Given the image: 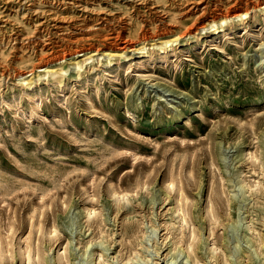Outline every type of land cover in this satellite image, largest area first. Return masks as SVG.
I'll return each instance as SVG.
<instances>
[{"label":"rangeland","instance_id":"rangeland-1","mask_svg":"<svg viewBox=\"0 0 264 264\" xmlns=\"http://www.w3.org/2000/svg\"><path fill=\"white\" fill-rule=\"evenodd\" d=\"M56 1L0 0V242L12 249V258L4 263L20 264L18 242L24 246L30 233L37 235L38 222L48 225L53 212L59 232L46 253L51 257L55 248L56 256L67 242L76 248L72 261L92 264L90 255L82 253L100 238L89 240L91 229L78 212L83 205H93L107 217L109 260L122 264L124 260L115 257L120 226L112 220L116 206L108 188H128L133 193L126 208L134 206L145 214L152 207V217L170 226L176 214L171 198L175 188L167 193L162 180L181 175L192 196L191 208L195 203L202 213L211 175L209 147L231 207L229 217L208 236V246L215 240L230 259L238 260L239 254H247L241 251L245 245L256 251L247 242L250 231L245 227V216L256 202L252 194H244L250 188L242 186L240 177L264 180V166L261 173L257 164L243 159L244 152L259 145L264 163V0H224L223 5L199 0L200 8L192 7L197 0ZM232 1L251 6L248 14L223 22L214 19L233 6ZM102 17L109 18L107 24L101 23ZM68 23L73 28L56 30L55 25ZM224 32L228 35L222 36ZM125 44L127 48L120 49ZM34 99L39 107L30 116ZM250 106L258 110L248 115L245 109ZM191 163L195 181L187 173ZM146 175L148 187L136 188ZM82 184L87 193H81ZM165 194L170 196L161 201ZM151 197L160 202L151 204ZM70 201L74 205L69 206ZM259 202L264 207L263 200ZM6 216L15 222L12 235L4 229ZM29 217L37 223L33 228ZM145 223L144 246H138L143 254L164 232L162 226L154 230ZM260 228L264 232V225ZM201 233L207 236L208 230ZM42 241L49 242L47 237ZM177 251L176 262L184 264L186 256ZM146 258L141 264L155 262Z\"/></svg>","mask_w":264,"mask_h":264},{"label":"bare ground","instance_id":"bare-ground-1","mask_svg":"<svg viewBox=\"0 0 264 264\" xmlns=\"http://www.w3.org/2000/svg\"><path fill=\"white\" fill-rule=\"evenodd\" d=\"M58 1H56V2H58ZM198 1L199 0H197V2H194V4L192 3L193 4L192 7H194V8L196 7L197 8V7H199L202 4L201 2H198ZM214 1H217V3L219 2V3H221L223 5L222 1H224V0H214ZM233 1L236 2V0H233ZM233 1H232V3H233ZM245 1H246V3H249L248 0H244V2ZM33 2H34V0H33ZM129 3H131V2H129ZM144 3H146V2H144ZM140 4H142V3H140ZM32 5H34V4H32ZM67 5H68V3H67ZM64 6H63V8H64ZM215 6H217V5H215ZM205 7H206V4L205 5L203 4L201 9L203 10V8H205ZM249 7H251V6H249L248 4H246L245 6H241V5H236V3L234 5V3H233V6H230L225 13H222V11L221 12H217L215 14V16H213V17H214V19L218 18L220 21L223 22V20H225L227 18L241 17L243 15L248 14V8ZM60 8H62V7H60ZM60 8H59V10H60ZM135 8H136V6H135ZM148 8H150V7H148ZM218 8L219 7H217V9ZM48 9H50V8H48ZM214 9H216V8H214ZM50 10H49L48 13H50ZM150 10H152V9L150 8ZM257 11H258V9H257ZM252 12H253V10H252ZM253 15H255V13ZM262 15L264 17V14H262ZM113 16H115V15H113ZM113 16H111V17H113ZM158 16H159V14H158ZM255 16H257V15H255ZM120 17H117L118 20L122 18V17L121 18ZM95 18H96V16H95ZM117 18H114V19L117 20ZM71 19H74V18H71ZM71 19H68V20H71ZM108 19L106 17H102L101 18V23L104 22V24H105L106 21H108ZM214 19H213V22H214ZM145 20H147V19H145ZM82 21H84V20H82ZM111 21H113V19H111ZM161 21H162V19H161ZM41 22H42V20H41ZM63 24L55 25L56 30L57 31L59 30V32H61V31L65 30L66 26H69V27L71 26V25H69V23L66 24V25H63ZM109 24H110V22H109ZM155 24H156L155 26H157V23H155ZM39 26H40V24H39ZM53 26L51 25V27H53ZM13 27H15V26H13ZM71 27L73 28V26H71ZM85 27H88V25H85ZM232 27H233L232 25L229 26V28H231V29H232ZM38 31L40 32L39 29H38ZM47 31H48V29H47ZM77 31H79V30H77ZM46 32H45V34H46ZM31 33H33V31ZM230 33L231 32H229V34ZM226 34H227V32H224L222 34V36H224ZM147 35L148 34H146V36ZM33 36L34 35L32 34V37ZM37 36H35V37H37ZM136 36H137V34H136ZM6 38H7V36H6ZM14 38H15V36H14ZM37 38H39V36ZM46 38H47V35H46ZM141 38H142V36H141ZM213 38L218 39L219 35H215ZM12 40H13V38H12ZM65 40H67V39H65ZM5 41H6V39H5ZM19 41H18V43H19ZM53 41L55 42V40H53ZM71 41H72V39H71ZM24 42L25 41H23V43ZM32 42H34V41H32ZM29 43H30V40H29ZM66 43H67V41H66ZM42 45H43V43H42ZM195 45L196 44H194L193 46H195ZM127 46L128 45L125 44V45L121 46L120 49L127 48ZM82 47H84V46H82ZM82 50H83V48H82ZM71 53H73V52H71ZM263 56H264V54L262 55V57ZM61 57H62V55H61ZM165 58H166V52H165V54L161 55V59L165 60ZM174 64L176 65L177 61H175ZM256 77H258V76H256ZM29 106H30V109L28 110L29 111V115L32 116L38 110V107H39L38 101L34 99ZM257 110H258V108L254 107V106H250V107L245 109V112L248 115H251V114H254ZM186 113H187V111H186ZM15 116H17V114ZM186 119H187V121H189V114L186 115ZM206 148H208V147H206ZM258 149H259V145H257L256 148L253 151L249 150L248 152H244L243 153V159L244 160L250 159L255 166L257 164L258 169L261 170V173H262L264 163H263V159L260 158V152L258 151ZM207 151H208V155H209L208 157L210 158V159H208L209 160L208 161V165H209V169H210L209 172H211V175H210L209 182H208V193L206 195L205 204L202 207V209H203L202 213H199V211H198L199 208L196 207L195 203H194V207L191 208V206H192V202H191L192 201V196L189 193L186 192L185 186L187 184H184V182H183L184 180L182 179L181 175H180L179 179L176 177L178 180H176L175 178H172V177L168 178V176H166V178H164L162 180L163 186H161V187H164L167 190V193H168V191L170 192L171 190H174V188H175V194L174 195L172 194L173 196L171 195V198H172V201L174 203V205L172 207V212H174L176 214H175V217H174V221L171 222L170 226L165 221L159 220V219L157 220V218L155 219V218L152 217V215H153V212L151 211L152 207H147V211H146L145 214H140L141 210H139L138 208H136L134 206L126 208L127 202L129 201V197H130V196H128V194H129V192H132V191H128V188H126L124 186L122 187L121 185L120 186H116L117 184L115 186H110L109 185L110 188H108V195L111 197L112 204H114L116 206L115 209L112 210V212H113L112 220H113L115 225L120 226V231H119L120 248L117 250V253H116L115 257L118 258L120 256L121 257L120 261L124 260L122 264H131L133 262L134 258L137 259V261L134 262V264H141L140 260L148 261V258H146L147 255H149L151 257L149 263H152V261L155 260V262H153V264H161V263H163V264H179L180 263L179 261L176 262V260H177L176 259L177 258L176 253H178V251H177L178 249L181 250V252L184 253V255L186 256V259L183 261L184 264H258L259 262L264 264V232L260 228L261 226L264 225V223H263L264 222V207L259 202V199H262L263 202H264V180L256 179V180H253V181H249L248 179H246V177H243V176L240 177L242 186H248L250 188L248 190L247 189L244 190V194L246 192L252 194L253 195L252 198H254L255 202H256V207L250 206V211L245 216V218H247V217L249 218L248 221H245L246 222L245 227H246V229L248 231H250L249 234L247 235V242L250 244V246H254V249L256 250V251H254L255 253L252 250H250V247L245 245V247L243 249H241V251L243 253H247V254H243L242 256H241V254H239L238 255L239 258H240L239 260L236 259V258L230 259V254L227 255V253L225 252V249L222 250L221 249V245L217 244L215 242V240H213V245L212 246H208V243H207L208 236L214 234V228L216 226H218V225L223 224L224 223V219L228 218L229 215H230V211H229V213H227V212H228L229 208L231 207V198L228 197L226 186L223 183V176L221 175V173H216L214 171V169H215V167L217 165H215L216 156H215V153H214L212 147H209V149H207ZM191 162H192V160H191ZM192 163H191V168L188 170L187 173H188V176L190 178H192L193 181H195L196 177L193 174L194 173V171H193V168H194L193 165L194 164L192 165ZM196 163H195V165H196ZM206 164H207V162H206ZM180 167H182V166H180ZM179 169H180V171L178 173L181 174V171H183V170H182V168H179ZM167 174H169V173L167 172ZM148 175L145 176V179L142 182L141 181H137L136 188L137 187H139V188L148 187L147 186L148 183H149ZM188 176H186V177H188ZM186 182H188V181L186 180ZM92 183H93V180H92ZM194 183L195 182H193V184ZM190 184H191V182H190ZM130 187H132V186H130ZM81 190H83L81 193H87L88 188L85 185L82 184ZM132 190H134V191L136 190L135 192H138L140 189L138 191H137V189H132ZM134 194H137V193H134ZM169 196H170V194H165V197L162 198L161 201H163L164 199H166ZM68 202H69V198H67L65 201H62V203H64L65 205L68 204ZM149 202L151 204H154L155 202L159 203L160 200H158L157 197H151ZM72 205H74V202L70 201L69 206H72ZM142 208L144 209V208H146V206L144 205V206H142ZM41 210H43V209H41ZM253 211L255 212L256 216H254L252 214ZM135 213H139V214L136 215ZM41 214H42V211H41ZM6 215H8L7 212H6ZM78 215L80 216L81 219H83V222H85L84 226H88L91 229L89 231V233L87 234L88 236H90L89 240H92V239H94L96 237L100 238V241L98 243L94 242V243L89 244L88 247L90 246V250H88V252H86V250H84L83 253H82V256L90 255L91 260H92V264H112L111 260H109V256H108V253H107L108 250L111 248V244H112V240L109 238V236H111V234L108 233L107 230L105 229V226L107 224V217H104V215L102 213V209L100 207H94L93 205H83V207L81 209H79ZM49 216L47 215V217H49ZM7 219H9L8 216H6L3 219L4 220V222H3L4 229H5V232H10L11 235H12L14 233L15 229H16L15 224H14L15 222L14 223H11L10 221L8 222ZM28 219L30 220V227H32L34 225L36 226L37 223L34 222V223H36V224H34L33 221L31 220V217H29ZM43 219H44V216H43ZM48 220H49V218H48ZM145 220H146L147 224H149V226L151 228H153L154 230H156L159 226H162L161 229H164V232L161 233V235L159 236V237H161V240L160 241L151 242L149 244V247L147 245V247L144 249V251L146 253L143 254L138 246L139 245L140 246H144L142 244V242H143L142 238L144 237L145 231L147 229ZM45 222H46V218H45ZM16 226H17V224H16ZM118 226H116V227H118ZM197 226L199 227V231H198ZM82 227H83V225H81L80 229H82ZM200 228L203 229V230L207 229L208 230V235L207 236H203V234L201 233V229ZM36 232H37V235L33 234V236H30L32 233L29 234V239L30 240L29 241H25L26 243H25L24 246L20 245V243L18 242V255H19V258L21 260L20 264H77V262H74V260L72 261L73 254L76 252V251L74 252V250H76L75 245L72 246L71 244H69L67 242H66V244H63V250L62 251H59L60 247L57 249L56 256L54 254L55 253V248L53 249V255L51 257H50V255H48L46 253L47 252L46 250L49 247L53 246V241H55L57 239V235H58V232H59L57 230V224H56L53 212L51 214V220L49 221L48 225H46L43 220L38 222L37 227H36ZM45 237H47L48 241H49L47 244L46 243H44V244L42 243V242H44V241H42V238H45ZM81 242H82V240L79 239L78 243L80 244ZM217 249H219L218 252H216ZM135 254H137V255H135ZM259 254H262V255L260 256ZM243 256L247 257V259H249L250 262H247V263L244 262ZM207 257H208V259H206ZM11 258H12V249L4 247L2 245V241H1L0 242V264H5L4 261H3L4 259L10 260ZM120 261H118V262H120ZM158 261H161V262L158 263ZM81 264H82V262H81Z\"/></svg>","mask_w":264,"mask_h":264}]
</instances>
